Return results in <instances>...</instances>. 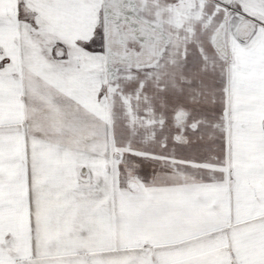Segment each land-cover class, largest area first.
I'll return each mask as SVG.
<instances>
[{"label":"snow or ice","instance_id":"1","mask_svg":"<svg viewBox=\"0 0 264 264\" xmlns=\"http://www.w3.org/2000/svg\"><path fill=\"white\" fill-rule=\"evenodd\" d=\"M0 264H264V0H0Z\"/></svg>","mask_w":264,"mask_h":264}]
</instances>
